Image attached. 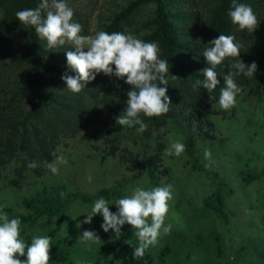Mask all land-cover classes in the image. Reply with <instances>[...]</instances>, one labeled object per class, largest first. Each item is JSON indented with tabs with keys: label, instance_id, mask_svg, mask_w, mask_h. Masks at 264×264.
Wrapping results in <instances>:
<instances>
[{
	"label": "rangeland",
	"instance_id": "obj_1",
	"mask_svg": "<svg viewBox=\"0 0 264 264\" xmlns=\"http://www.w3.org/2000/svg\"><path fill=\"white\" fill-rule=\"evenodd\" d=\"M16 1L0 0V211L21 220V238L30 243L34 236H50L49 264H122L114 246L121 241L137 246L133 229L125 224L120 237L113 230L105 233L100 214L91 224L82 223L94 201L105 198L115 213L116 200L136 187L171 185L165 219L171 230L161 232L157 245L146 250L154 264H264V0H236L250 5L257 15L254 32L240 31L231 23L227 13L233 0L221 10L223 0H164L178 61L166 74L168 113L184 108L180 105L191 109L189 116H173L164 124L158 121L161 118L144 117L148 128L143 133L137 131L138 125L128 128L116 122L126 107L130 85L100 73L81 92L68 91L61 77L75 75L66 61L72 45L49 49L35 34L41 54L50 50L43 60L47 62L51 54V62L58 58L63 68L49 96L37 103L32 73L35 49L32 42L29 45L26 26L14 19ZM132 1L66 0L74 11L73 21L82 25L81 35L130 33L157 43L162 59L167 42L154 0H142L129 15L117 19ZM13 21L16 29L6 31ZM220 34L235 36L242 45L239 58L246 65H258L253 77H234L242 91L229 110L221 109L218 100L223 75L236 71L232 64L238 57L226 58L216 67L221 82L212 92L192 87L197 79H204L201 71L209 66L203 51ZM94 84L104 88L95 93L105 101L68 107L67 100L72 103L77 97H88L86 90ZM26 120L29 126L19 138L14 137L17 126ZM188 136L195 139L194 146L187 145ZM21 140L27 150H18ZM176 140L185 144V152L179 157L165 155ZM44 146L51 150L50 160L43 159ZM205 148L212 152L210 167H206ZM150 154L159 155L158 171L167 170V174L151 178L150 169L142 164ZM58 158L65 162H57ZM33 160L38 167L30 169L28 163ZM45 161L57 162L58 173L53 174ZM219 190L222 202L215 195ZM64 204L60 211L58 206ZM44 206L51 209L43 213ZM34 213L41 214L30 219ZM85 230L95 231L100 240L91 245L79 243ZM165 246L170 249L167 255L162 252Z\"/></svg>",
	"mask_w": 264,
	"mask_h": 264
},
{
	"label": "clouds",
	"instance_id": "obj_2",
	"mask_svg": "<svg viewBox=\"0 0 264 264\" xmlns=\"http://www.w3.org/2000/svg\"><path fill=\"white\" fill-rule=\"evenodd\" d=\"M227 14L238 30H256L258 18L250 5L233 0ZM15 15L21 24L33 27L36 35L47 42L49 49L72 45V50L66 51V61L68 69L75 75L65 73L61 77L68 91L81 92L100 73L108 77L114 76L131 86V90L127 92L126 107L116 117L118 125L128 128L138 125L137 131L143 133L147 131L148 125L141 119V114L152 118L169 111L171 100L166 94L169 62L160 58L157 43L145 42L133 34L122 32L109 34L98 31L94 35H81L82 25L73 21L74 11L66 0H41L35 9L20 10ZM208 45L210 46L203 51V57L209 66L201 71L204 79H197L192 87H202L210 93L220 83L216 67L226 58H239L242 45L236 42L235 36L224 34L209 41ZM232 68L236 71L223 75L224 86L220 89L218 100L223 110L234 107L236 97L242 91L234 77L241 74L253 77L258 65L255 62L246 65L239 58L232 64ZM185 147V144L176 140L165 149V155L179 157L185 152ZM203 155L209 161L206 167H210L213 162L211 150L205 148ZM57 162L65 161L58 158ZM57 162L44 163L56 174ZM37 167L34 160L28 163L30 169ZM88 179L91 181V177ZM171 198V185L151 189L138 186L130 195L116 200L115 213L110 211L109 202L105 198L95 200L90 214L86 215L82 223L91 224L93 217L100 214L103 217L101 229L105 233L113 230L116 237H120L125 224L130 225L138 241L132 253L133 258H143L147 249L157 245L161 232L168 234L171 230L170 224L165 225L169 211L168 201ZM20 225L19 218L10 219L7 212L0 211V264H49L52 259V238L34 236L30 243H26L21 238ZM99 240L93 230H85L78 237V242L86 245L95 244Z\"/></svg>",
	"mask_w": 264,
	"mask_h": 264
},
{
	"label": "trees",
	"instance_id": "obj_3",
	"mask_svg": "<svg viewBox=\"0 0 264 264\" xmlns=\"http://www.w3.org/2000/svg\"><path fill=\"white\" fill-rule=\"evenodd\" d=\"M38 1L39 0H18V1H16L17 3L15 2L16 11L25 10V9H35L39 5ZM141 1L142 0H134V1L130 2L128 4V6L121 13H119L117 15V19L125 18L127 15H129L131 13V11L134 9V7L137 4H139ZM154 1L157 4V19L160 23V28L162 29L164 38L167 42L166 54L164 55V57L162 59L168 60V62H169L168 67H169L173 63H178V61L176 60V57H174L175 56V47H176L177 43L175 42V40L172 37L173 34L171 33L170 25L168 22L169 19H168L167 11L165 9V1L164 0H154ZM228 2H230V0H223L221 3V6L218 8V10L223 9V4L228 3ZM14 19H16V16H14ZM228 24H230V23H228ZM16 27H17V22L13 21L12 23H10L8 25V27H6L5 30L6 31H14L16 29ZM26 30L28 33L29 45L32 42L33 45H31V46L33 47V49H35V52L33 53V63H34L35 68H34V71L32 73L34 74L33 80H34L35 84L37 85V93H38L37 103H39V102H41L43 97L49 96L48 91L52 87L51 84H53V82H55L56 79L60 78V75L63 74L62 73L63 68L57 63L58 58H56L55 63L51 62V57L53 56L51 54H50V58L47 60V62H46V60L45 61L43 60V56H46L47 54H49L47 52H50V50L46 49L43 52V54H41V51L38 50V47H36L38 45V37L35 35L36 33H35L34 28L31 26H26ZM1 35L5 37V35H8V34L4 33ZM47 74H54V76H52L51 78H47L46 77ZM166 79H167V76H166ZM168 85H169V83H168ZM168 85L166 87H168ZM161 86H163V85H161ZM92 87H94V88H88L86 90V93L89 94L88 97H86V98L77 97V98H75V100L72 103H68V100H67L66 104L68 105V107H71L74 105H82L84 102H85V104H88V105H94L97 102L105 101L103 95H102L101 99H99V97L101 95L96 96L95 89H98L97 84H94ZM101 89L104 90V88H101ZM101 89H98V90H101ZM105 90H109V89H105ZM52 94H53V92H52ZM180 106H183L184 108H178V109H175L173 113L167 112L166 114H163L161 116L154 117V118H161L158 121L160 123L164 124L167 121H169L173 116H182V115L183 116H189L188 115V108L189 109H191V108L188 106H185V105H180ZM180 106H178V107H180ZM144 117L145 116H141V119H143ZM26 126H29L27 120L24 121V123H20L14 131V137L19 138L21 132L23 131V129H25ZM80 126H81V122L79 121L78 127L80 128ZM22 142L23 141L21 140L20 142L17 143V144H19V146H18L19 151H20V149H22V150L28 149V147L24 144V142L23 143ZM194 142H195V139L192 136H188L187 145L188 146H194ZM13 144H16V143L13 142ZM19 147H21V148H19ZM160 153L161 152L159 151L157 154H160ZM42 154H43V159L50 160L52 158L51 150L46 146H44ZM0 160H2L1 157H0ZM25 160H24V163H25ZM159 163H160L159 155L150 154L144 158V161L142 163L143 167L150 169L149 172H150V176L152 179L158 178L159 173L167 174V170H163L161 172L158 171ZM41 172H42L41 170H38V173H41ZM201 172H203V171H201ZM215 195L219 199V202H222L223 196L221 194V190L215 191ZM71 196H72V194H71ZM73 196L77 197L79 195H73ZM47 202H50V200ZM50 204L54 205V203H50ZM65 205L66 204L59 205L58 209L60 211H62L64 209ZM217 208L219 209V207H217ZM50 209H51L50 206H44L42 208V211L44 213L45 211H49ZM219 211L221 212L222 210H219ZM39 214H41V213H34L33 215H31L30 219H35ZM30 221L31 220H28L26 222V224L29 225ZM72 231H74V230H72ZM135 247H136V244L131 243V242H127V241H121V242L116 243V245L114 246V250L117 252L119 258L122 261V264H154V258L148 252H145L143 258H133L132 253H133V250ZM169 251H170V249L167 246H165V248L162 250V252H165V255H167L169 253ZM160 264H163V263H160Z\"/></svg>",
	"mask_w": 264,
	"mask_h": 264
}]
</instances>
